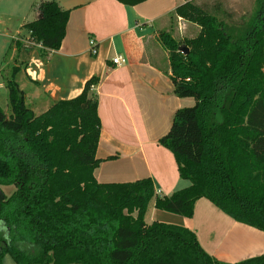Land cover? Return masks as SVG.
Listing matches in <instances>:
<instances>
[{
    "label": "trees",
    "instance_id": "obj_1",
    "mask_svg": "<svg viewBox=\"0 0 264 264\" xmlns=\"http://www.w3.org/2000/svg\"><path fill=\"white\" fill-rule=\"evenodd\" d=\"M136 6L148 0H115ZM227 0L186 1L172 18L198 28L191 39L160 32L174 95L194 105L178 109L158 145L168 150L187 188L157 196L152 181L99 184L94 172L100 120L90 95L93 77L75 99L36 116L16 82L5 78L11 114L0 108V264H223L190 230L144 222L148 206L192 218L209 201L236 223L264 233V0L249 13ZM69 11L40 5L26 25L29 41L58 51ZM16 57L31 48L14 42ZM15 62V61H14ZM114 159V157L110 158ZM235 264H264V254Z\"/></svg>",
    "mask_w": 264,
    "mask_h": 264
},
{
    "label": "crops",
    "instance_id": "obj_2",
    "mask_svg": "<svg viewBox=\"0 0 264 264\" xmlns=\"http://www.w3.org/2000/svg\"><path fill=\"white\" fill-rule=\"evenodd\" d=\"M186 1L195 0H148L136 6L115 0H0V71L3 65L19 67L16 82L36 116L56 102L75 99L87 81L98 79L90 95L97 100L100 120L95 153L100 165L94 172L99 184L150 179L159 197L189 186L179 178L172 154L158 145L174 113L194 105L193 99L174 95L167 52L157 39L170 19L178 23L180 39L197 35L196 26L172 18ZM45 2H55L70 12L58 51H45L31 43L23 28L34 21L32 15ZM89 40L97 44L95 57L89 54ZM14 42L31 48L30 53L16 57ZM8 51L11 63L5 62ZM116 56L127 63L115 67L111 59ZM4 82L0 76V97L5 100ZM144 222L190 230L200 247L223 264L264 254V233L234 222L204 199L195 203L190 219L158 211L151 203Z\"/></svg>",
    "mask_w": 264,
    "mask_h": 264
},
{
    "label": "rangeland",
    "instance_id": "obj_3",
    "mask_svg": "<svg viewBox=\"0 0 264 264\" xmlns=\"http://www.w3.org/2000/svg\"><path fill=\"white\" fill-rule=\"evenodd\" d=\"M252 4H253V0H227V2L225 3V7L227 9H231L235 11L236 13H238V15L240 14L243 15L245 13H249L252 7ZM39 17H40V12H38L37 15H32L31 20L38 19ZM170 20L172 22H168L165 30L164 31L162 30L160 32L171 33L172 36L174 35L175 39L178 38L177 40H182L180 39V37L182 36H179V33L181 32H179L178 23L176 21L173 23L174 19H170ZM182 31H183V28H182ZM21 35H26V33L22 31ZM9 52L10 51H8L5 55V62L7 63L10 62ZM11 69H12V64L10 66L3 65L0 71V76L3 78H7L10 75ZM0 108L7 116L11 114L9 106H8V100L6 99V97H5V100L3 99V97H0ZM0 189L2 193L6 196H9L15 190L13 186L0 187ZM0 231H3V228L0 227ZM3 264H14V262L11 260L9 256H5L3 258Z\"/></svg>",
    "mask_w": 264,
    "mask_h": 264
},
{
    "label": "built area",
    "instance_id": "obj_4",
    "mask_svg": "<svg viewBox=\"0 0 264 264\" xmlns=\"http://www.w3.org/2000/svg\"><path fill=\"white\" fill-rule=\"evenodd\" d=\"M148 27H149V25H148ZM88 48H89L90 56L95 57L97 55V44L94 40H89ZM111 63L115 67H121V66L125 65L127 63V61L124 57L116 56V57L111 59ZM91 88H93V86Z\"/></svg>",
    "mask_w": 264,
    "mask_h": 264
}]
</instances>
